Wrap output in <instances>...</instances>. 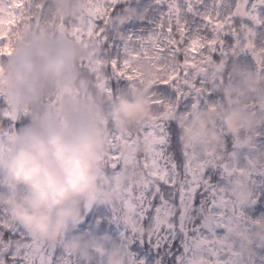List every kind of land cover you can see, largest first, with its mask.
Instances as JSON below:
<instances>
[{"label": "snow or ice", "instance_id": "6c2138e0", "mask_svg": "<svg viewBox=\"0 0 264 264\" xmlns=\"http://www.w3.org/2000/svg\"><path fill=\"white\" fill-rule=\"evenodd\" d=\"M56 2L0 0V119L14 126L27 115L8 100L3 61L23 32L47 22L86 50L79 67L91 86L111 95L126 81L127 87L139 83L153 92L157 115L138 134L113 129L106 153L111 169L128 165L144 177L123 188L110 206L131 264H241L237 235L250 215L264 213V168L247 174L248 196L238 194L232 180L243 170L192 155L172 114L217 99L208 77L222 73L233 57L247 63L251 56L264 73V0H150L147 7L136 0H78L71 15L53 10ZM151 69L166 72L158 78ZM60 99L62 94L50 103ZM140 138L143 153L122 151ZM231 149L238 154L236 145ZM92 208L86 205V212ZM131 218L149 226V233L139 236ZM0 233L25 242L17 249L0 245V264H80L63 248L26 232L2 207Z\"/></svg>", "mask_w": 264, "mask_h": 264}, {"label": "clouds", "instance_id": "9594fccd", "mask_svg": "<svg viewBox=\"0 0 264 264\" xmlns=\"http://www.w3.org/2000/svg\"><path fill=\"white\" fill-rule=\"evenodd\" d=\"M52 8L71 15L78 0H57ZM86 55L81 44L47 22L14 41L12 55L3 61V87L12 106L27 114V122L11 126L0 119V207L26 232L63 248L80 264H131L120 240L79 226L86 205L111 206L123 188L143 182L139 169H111L106 153L113 129L124 136L138 134L157 115V105L152 90L139 83L111 95L91 86L79 67ZM151 70L158 78L166 72ZM208 79L217 99L177 110L173 119L192 155L213 156L243 169L232 184L247 197V174L264 168V73L234 59ZM76 89L79 95L73 94ZM61 94L56 104L50 103ZM229 138L239 154L233 155ZM122 151L140 155L143 138ZM130 223L139 236L150 231L137 218ZM24 243L0 233V245L17 249ZM237 250L241 264L264 261V213L251 216Z\"/></svg>", "mask_w": 264, "mask_h": 264}, {"label": "rangeland", "instance_id": "374dc122", "mask_svg": "<svg viewBox=\"0 0 264 264\" xmlns=\"http://www.w3.org/2000/svg\"><path fill=\"white\" fill-rule=\"evenodd\" d=\"M136 3H140L144 7H147L150 4V0H136ZM142 23H144V22L137 21V24H142ZM234 59L245 63V58L244 57H239V58L233 57L231 59V61L234 60ZM231 61L229 63H231ZM245 64L251 65V66H253L256 69V67L252 63V57L251 56L247 57V63H245ZM211 74L215 75L216 73H211ZM120 86L121 87H127L126 81H121V85ZM19 124H20L19 122L16 123V126H19ZM229 147L230 148L232 147V143H231V139L230 138H229ZM109 207L110 206H95L94 205L91 210H88L87 212L85 211V221L79 226L80 230L81 231H85L86 230V231H88L90 233H96L98 235H107V236L114 237V238L118 239L117 233H118V228L120 226H118L116 224V222L111 218L112 214L109 213V210L111 208H109ZM253 207H255V205ZM253 215H257V213H253ZM251 216L252 215L249 216L248 223L250 222ZM97 220L99 221L98 223H97ZM247 224H245L241 228L240 232L237 235V248H236V250L240 246V238L245 236V234H246V225ZM237 252L239 253L238 250H237Z\"/></svg>", "mask_w": 264, "mask_h": 264}, {"label": "flooded vegetation", "instance_id": "af4514ba", "mask_svg": "<svg viewBox=\"0 0 264 264\" xmlns=\"http://www.w3.org/2000/svg\"><path fill=\"white\" fill-rule=\"evenodd\" d=\"M19 123H25V122H27V117H25L24 119H22L21 121H18ZM17 122V123H18ZM110 208V207H109ZM109 213H111L112 215H113V213H112V210L110 209L109 210Z\"/></svg>", "mask_w": 264, "mask_h": 264}, {"label": "trees", "instance_id": "16d2710c", "mask_svg": "<svg viewBox=\"0 0 264 264\" xmlns=\"http://www.w3.org/2000/svg\"><path fill=\"white\" fill-rule=\"evenodd\" d=\"M127 83V82H126Z\"/></svg>", "mask_w": 264, "mask_h": 264}]
</instances>
